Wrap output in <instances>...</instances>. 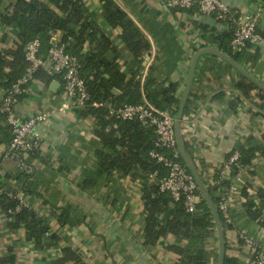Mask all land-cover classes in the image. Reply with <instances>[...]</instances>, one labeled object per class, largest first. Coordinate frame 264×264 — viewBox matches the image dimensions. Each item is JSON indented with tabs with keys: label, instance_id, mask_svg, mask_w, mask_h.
Here are the masks:
<instances>
[{
	"label": "crops",
	"instance_id": "crops-1",
	"mask_svg": "<svg viewBox=\"0 0 264 264\" xmlns=\"http://www.w3.org/2000/svg\"><path fill=\"white\" fill-rule=\"evenodd\" d=\"M114 1L150 44V50L142 58L141 80L148 72L166 78L167 82L178 85L181 98L193 54L210 47L222 52L215 38L234 29L233 22L217 21L201 14L197 7L178 12L168 8L166 0ZM220 1L241 15L260 10L257 27L264 35V0ZM86 4L92 16L98 18L102 31L121 51L123 57L119 64L126 72L125 64L130 57L118 38L120 31L110 29L100 19L98 0H86ZM5 32L0 23V50L11 48L12 37L3 38L9 34ZM240 54L238 64L264 83V58L260 48L249 45ZM229 66L210 54L197 59L186 100L188 113L181 120L184 150L201 180L208 185L209 172L217 171L231 152L240 148L264 150V106L259 108L264 104V95L252 90L250 101L245 99L233 88L232 83L238 80L237 71ZM59 80L60 77H54L47 84L41 78H34L14 107L22 119L48 114L46 121L36 126L42 138L39 150L32 156L21 155L33 166L31 176H25L18 169L17 161L7 156L11 134L0 115V188L16 200L21 198L27 208L48 217L59 242L53 248L37 250L25 238L22 228H11L12 220L0 200V256L9 246L15 255V264H51L61 255L62 248L69 247L85 264H175L177 255L167 249L176 243L172 235L159 239L151 250L143 246L144 215L138 174L135 177L117 172L95 174V155L100 145L92 121L80 116L79 108L73 107L62 94ZM2 90L0 86V103ZM235 98L238 100L235 107L229 108V102ZM247 166H252L253 171L243 173L242 190L246 188L248 195L255 197L258 190L264 189V152L255 151L254 159ZM244 202L241 191L232 203V227L224 237L234 264H251L250 252L238 238L240 233L264 242V229L243 217ZM55 216H61L64 223H59ZM218 249L216 233L208 239L206 252L213 258Z\"/></svg>",
	"mask_w": 264,
	"mask_h": 264
},
{
	"label": "trees",
	"instance_id": "trees-1",
	"mask_svg": "<svg viewBox=\"0 0 264 264\" xmlns=\"http://www.w3.org/2000/svg\"><path fill=\"white\" fill-rule=\"evenodd\" d=\"M98 3L100 19L110 29L120 31L118 38L130 57L125 64L126 72L121 70L119 64V59L123 57L121 51L102 31L98 18L92 16L86 0H0V23L6 32H9V34L5 32L3 38L8 35L12 37L11 48L0 50V86L10 87L26 72L24 47L29 41L37 39L40 43V55L47 58L53 45L51 43L53 37H59L65 47V53L77 59L80 65L79 74L85 84L88 97L79 108V114L83 118L91 119L94 135L100 145L95 155L97 159L95 174L110 175L117 172L122 175L130 174L132 177L138 174L141 179L143 246L151 250L159 239L172 235L176 243L167 246V249L177 255L175 264H218V254L212 258L210 253L206 252L207 241L210 237L216 236V230L210 210L198 189L196 194L200 201L197 210L189 214L182 203L174 202L168 193L161 192L156 182H148L145 173L155 170L163 173L160 164L149 158L155 139L152 128L143 127L137 121L117 120L109 114V107L147 102L160 111H171L176 117L181 102L178 85L149 72L141 80L142 58L150 50L149 42L114 0H98ZM231 38L230 29L227 33L217 36L215 41L222 52L240 63L241 52L231 51L229 46ZM236 74L238 80L232 83L233 88L240 91L245 99L250 101L249 94L252 90L264 95L263 90L241 74L237 72ZM34 78H41L47 84L52 80V77L43 70L37 71ZM19 99L20 96L17 97V101ZM237 101L235 98L229 102V108H234ZM263 106L264 104L259 108ZM187 113L186 101L182 116H186ZM257 150L259 153L264 152L263 148L261 150L240 148L239 163L242 166L250 165ZM179 161L184 166L181 157ZM187 172L189 173L188 170ZM203 184L216 207L218 201L216 188L206 182ZM222 186L227 187L226 181ZM242 195L245 198L242 205L243 217L264 229L262 213L264 189L258 190L255 197H250L244 188ZM0 200L6 214L8 209L17 204L16 199H10L5 195H1ZM7 217L10 218L8 215ZM55 218L59 223H64L61 216ZM11 220V228L14 230L22 228L25 238L39 251L53 248L59 242V235L52 230L50 219L27 207ZM221 223L226 237V230L232 226H225L222 220ZM227 250L225 240L224 264H234L235 261L228 255ZM2 253L0 264H15V255L11 247L4 248ZM51 264L85 262L74 250L66 247L61 249V255Z\"/></svg>",
	"mask_w": 264,
	"mask_h": 264
},
{
	"label": "built area",
	"instance_id": "built-area-1",
	"mask_svg": "<svg viewBox=\"0 0 264 264\" xmlns=\"http://www.w3.org/2000/svg\"><path fill=\"white\" fill-rule=\"evenodd\" d=\"M166 6L178 12L197 7L201 14L214 17L217 21L233 22L234 29L229 43L231 51L240 53L249 45H256L264 58V35L258 32L257 27L260 10L252 15H241L220 0H167ZM53 39L54 43L49 49L47 58L40 55V43L37 39L29 41L24 47L26 72L10 87L2 90L0 115L3 116L11 134L6 154L17 161L18 169L26 175L33 173V166L21 155L32 156L39 150L42 138L36 131V126L44 123L48 114L41 113L22 119L16 115L14 107L17 97L26 92L28 84L34 79V74L43 70L52 78L60 77L62 94L73 107L80 108L88 97L84 81L79 74L80 65L77 59L65 53V47L59 37L55 36ZM109 108V114L114 119L137 121L143 127L152 128L155 139L149 158L160 164L163 173L160 174L158 170L147 172L144 174L146 180L156 182L159 190L168 193L174 202L182 203L187 213L196 212L200 198L196 194L197 186L193 177L179 161L180 154L174 133L175 117L172 112L160 111L147 102ZM183 127L186 128V124H183ZM239 158L240 154L235 150L217 171L209 172V185L215 187L217 191L216 209L225 226L232 224L230 209L233 201L242 191L243 173L253 171L252 166H242ZM137 180L141 182L140 178ZM225 181L227 187L222 186ZM0 195L14 199L11 194L4 192L1 188ZM25 207L22 199L18 198L17 204L7 210L9 219L20 214ZM262 213L264 214V208ZM238 238L250 252V263L264 264V244L243 232L238 235Z\"/></svg>",
	"mask_w": 264,
	"mask_h": 264
},
{
	"label": "water",
	"instance_id": "water-1",
	"mask_svg": "<svg viewBox=\"0 0 264 264\" xmlns=\"http://www.w3.org/2000/svg\"><path fill=\"white\" fill-rule=\"evenodd\" d=\"M51 43L52 44L54 43V39H52ZM205 54H210V55L219 57L220 59L225 61L227 64L232 66L239 74L247 78L250 82H252L254 85H256L258 88H260L263 91H264V83L254 78L242 66H240L235 60H233L228 54L220 52L216 47L201 49L197 51L196 53H194L192 56L190 68H189V72L187 76L186 86H185L184 93L181 98V102H180V105H179V108H178V111L175 117L174 133H175L176 146L180 154V157L184 163L185 168L189 171V173L193 177L202 199L204 200V202L206 203L207 207L210 210L213 223L215 226V230L217 233V237H218V248H219L218 249V264H224L225 239H224V232H223L221 220L219 218V214L217 212L215 205L213 204L212 200L209 197V194L203 184V181L201 180L199 176V173L197 172L195 166L192 164V162L188 158L184 150L182 138H181L182 113H183V109H184V106L187 100V96H188V93H189V90H190V87L193 81L196 61L200 56L205 55ZM53 85L57 87V83H54Z\"/></svg>",
	"mask_w": 264,
	"mask_h": 264
},
{
	"label": "rangeland",
	"instance_id": "rangeland-1",
	"mask_svg": "<svg viewBox=\"0 0 264 264\" xmlns=\"http://www.w3.org/2000/svg\"><path fill=\"white\" fill-rule=\"evenodd\" d=\"M262 244H264V242H262Z\"/></svg>",
	"mask_w": 264,
	"mask_h": 264
}]
</instances>
